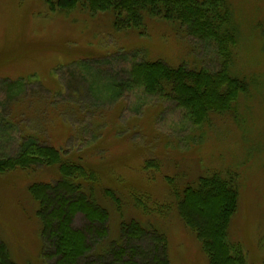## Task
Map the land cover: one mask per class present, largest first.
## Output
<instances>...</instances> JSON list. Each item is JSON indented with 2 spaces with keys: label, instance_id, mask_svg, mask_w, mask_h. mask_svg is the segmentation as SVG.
<instances>
[{
  "label": "rangeland",
  "instance_id": "374dc122",
  "mask_svg": "<svg viewBox=\"0 0 264 264\" xmlns=\"http://www.w3.org/2000/svg\"><path fill=\"white\" fill-rule=\"evenodd\" d=\"M228 2L235 34L228 69L248 81V90L230 111L197 125L174 101L125 82L133 62L143 59L218 70L222 61L212 45L165 19L120 30L109 13L0 0V156L14 154L23 136L37 132L64 159L96 173L94 197L110 212L107 231L101 236L105 226L83 213L73 221L89 237L88 264L112 262L111 249L121 244L124 259L137 247L134 262L151 264L159 253L155 229L166 235L169 264H209L168 179L182 190L215 171L239 176L229 242L245 264H264V0ZM58 168L0 173V239L18 264H55L29 187L50 182L54 193ZM105 188L119 193L123 210L105 198ZM133 218L149 232L124 234L121 224Z\"/></svg>",
  "mask_w": 264,
  "mask_h": 264
},
{
  "label": "trees",
  "instance_id": "16d2710c",
  "mask_svg": "<svg viewBox=\"0 0 264 264\" xmlns=\"http://www.w3.org/2000/svg\"><path fill=\"white\" fill-rule=\"evenodd\" d=\"M44 1L51 11L61 13L79 7L94 14L109 13L113 17L114 28L120 30L140 29L148 18L165 19L184 28L187 35L215 47L222 61L218 70L198 69L187 64L173 66L162 60L143 59L133 62L125 82L132 88H143L147 94L174 101L197 125L208 122L212 114L230 111L248 90V81L233 77L228 69L235 41L228 0ZM32 133L37 135L23 136L14 154L0 156V173L39 166L59 167L60 176L54 193H50V182L34 183L29 187L37 204L43 240L53 249L50 255L55 258V264H88L84 259L91 250L89 237L85 230L75 229L73 221L78 213H83L91 224L105 226L101 236L106 233L110 212L94 197L99 179L94 171L64 159L61 150L46 142L40 133ZM168 180L178 212L185 225L200 240L209 264H245L240 248L235 249L228 240L230 225L239 207L238 174L215 171L199 177L195 184H188L182 190L173 185L171 178ZM87 185L91 186L90 191L86 190ZM104 195L118 210H123L124 203L116 190L105 188ZM120 229L129 237H140L149 232L136 218L124 221ZM153 234L159 253L154 254L151 264H169L166 235L157 229ZM130 251V258L124 259L127 250L121 244L111 249L113 261L103 264H136L139 251L137 247ZM0 264H18L11 259L1 239Z\"/></svg>",
  "mask_w": 264,
  "mask_h": 264
}]
</instances>
